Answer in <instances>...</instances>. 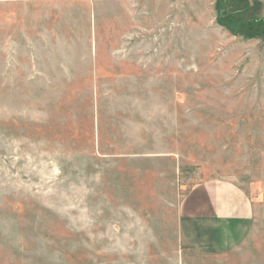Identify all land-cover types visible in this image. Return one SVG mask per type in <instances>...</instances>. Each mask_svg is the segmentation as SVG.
Wrapping results in <instances>:
<instances>
[{
  "label": "rangeland",
  "instance_id": "374dc122",
  "mask_svg": "<svg viewBox=\"0 0 264 264\" xmlns=\"http://www.w3.org/2000/svg\"><path fill=\"white\" fill-rule=\"evenodd\" d=\"M263 171L264 0H0V264H264L178 230Z\"/></svg>",
  "mask_w": 264,
  "mask_h": 264
},
{
  "label": "crops",
  "instance_id": "0c3cea01",
  "mask_svg": "<svg viewBox=\"0 0 264 264\" xmlns=\"http://www.w3.org/2000/svg\"><path fill=\"white\" fill-rule=\"evenodd\" d=\"M264 222V171L245 191L233 181L208 179L189 186L178 201L180 239L194 250L225 255L259 241Z\"/></svg>",
  "mask_w": 264,
  "mask_h": 264
},
{
  "label": "trees",
  "instance_id": "16d2710c",
  "mask_svg": "<svg viewBox=\"0 0 264 264\" xmlns=\"http://www.w3.org/2000/svg\"><path fill=\"white\" fill-rule=\"evenodd\" d=\"M220 22H221L222 25L227 26L228 28H230V26H233L234 28H240L239 24H233V25H230V24H229V25H228V24L226 23V21H223V20H221Z\"/></svg>",
  "mask_w": 264,
  "mask_h": 264
}]
</instances>
